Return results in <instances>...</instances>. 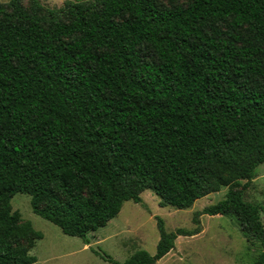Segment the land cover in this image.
Wrapping results in <instances>:
<instances>
[{"label": "trees", "instance_id": "1", "mask_svg": "<svg viewBox=\"0 0 264 264\" xmlns=\"http://www.w3.org/2000/svg\"><path fill=\"white\" fill-rule=\"evenodd\" d=\"M24 1L0 2V264H35L43 238L16 194L88 245L145 190L186 210L222 188L195 228L157 218L153 254L107 261L156 264L219 215L264 264L260 208L242 194L264 163V0Z\"/></svg>", "mask_w": 264, "mask_h": 264}, {"label": "rangeland", "instance_id": "2", "mask_svg": "<svg viewBox=\"0 0 264 264\" xmlns=\"http://www.w3.org/2000/svg\"><path fill=\"white\" fill-rule=\"evenodd\" d=\"M10 0H0L8 4ZM31 0L23 5L28 8ZM48 8H60L66 0H38ZM74 2L86 0H69ZM185 3V0H164V3ZM244 181L242 182V185ZM227 188L197 200L186 210L170 206L160 207L159 197L151 190L141 194L142 204L124 202L119 214L103 228L89 235V244L64 235L55 225L33 214L30 197L16 194L10 201L12 212L17 211L22 220L29 221L35 231L42 233L29 254L35 264H112L110 259L123 263L133 253L144 250L155 252L158 242L157 218L164 222L167 232L176 229H193V215L203 208L216 204L225 197ZM244 201L260 208L264 225V163L256 169V177L242 191ZM201 232L193 237H179L175 248L156 264H252L262 249L250 245L240 234L231 218L203 215L199 218Z\"/></svg>", "mask_w": 264, "mask_h": 264}]
</instances>
